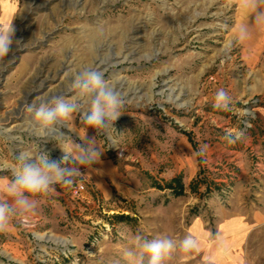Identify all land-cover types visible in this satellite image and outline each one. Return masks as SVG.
Masks as SVG:
<instances>
[{
    "label": "rangeland",
    "instance_id": "1",
    "mask_svg": "<svg viewBox=\"0 0 264 264\" xmlns=\"http://www.w3.org/2000/svg\"><path fill=\"white\" fill-rule=\"evenodd\" d=\"M238 10L234 0H0V30L14 29L15 40L0 58V161L20 151L62 157L27 106L71 99L83 69L124 99L117 147L97 136L98 162L34 197L0 232V264H139L126 255L139 253L137 235L174 241L162 264H264V74L244 52L260 42L236 40ZM221 88L230 111L213 108ZM82 114L59 128L73 146L96 135ZM237 131L244 136L229 143ZM188 235L199 251H180Z\"/></svg>",
    "mask_w": 264,
    "mask_h": 264
},
{
    "label": "clouds",
    "instance_id": "2",
    "mask_svg": "<svg viewBox=\"0 0 264 264\" xmlns=\"http://www.w3.org/2000/svg\"><path fill=\"white\" fill-rule=\"evenodd\" d=\"M241 3L251 11L257 25H264V0H241ZM249 34L248 27L241 26L236 40L243 42ZM14 42V29L0 30V58L10 53ZM71 87L75 92L71 99L56 96L27 106L38 128L59 141L57 145L62 157L50 161L42 151L38 155L20 151L14 155L12 163L0 161V169L11 174L10 178L0 177V232L7 231L13 218L24 217L35 208L34 197L54 193L56 185L70 186L74 177L81 174L78 166L98 162L103 152L97 145V136L105 137L111 148L117 147L119 135L114 124L123 114L121 109L124 99L121 94L108 85L100 71L92 68L78 72ZM230 101L228 93L221 88L215 94L213 108L230 111ZM81 110L82 123L86 128L94 129L96 135L85 140L84 144L73 146L67 137L59 133V128L68 126V122L73 120V114ZM246 127H250L247 122ZM243 136V131L228 133V142L235 143ZM200 153L203 154V149ZM134 240L133 248H138L139 253L129 249L126 255H138L139 264H144L145 257L147 264H162L176 248L171 238L163 236L148 240L137 235ZM179 249L183 253L199 251V241L188 235L180 242Z\"/></svg>",
    "mask_w": 264,
    "mask_h": 264
},
{
    "label": "crops",
    "instance_id": "3",
    "mask_svg": "<svg viewBox=\"0 0 264 264\" xmlns=\"http://www.w3.org/2000/svg\"><path fill=\"white\" fill-rule=\"evenodd\" d=\"M235 3L238 5V24L236 27V31L238 32L239 28L241 26H247L249 29V37L244 41H258L260 43H252V44H246L244 45V52L249 57L248 58V64L251 66H257L262 62V65L264 66V62L261 61L262 54L259 53L260 50L264 48V32L260 31L261 27L264 25H257L254 22L253 14L251 11L243 6L241 3V0H234ZM259 61V63H258ZM261 66V65H260ZM259 70V73L264 74V68ZM264 76V75H263ZM264 80V79H263ZM264 87V83L262 84ZM100 175L95 172V178L100 177L101 180L104 179V176L109 173V170L104 167L103 165H100ZM108 176V175H107ZM126 187V185H125ZM236 217V216H235ZM230 233L234 235H238L243 232L242 224H240V221L237 218H234L230 222Z\"/></svg>",
    "mask_w": 264,
    "mask_h": 264
},
{
    "label": "trees",
    "instance_id": "4",
    "mask_svg": "<svg viewBox=\"0 0 264 264\" xmlns=\"http://www.w3.org/2000/svg\"><path fill=\"white\" fill-rule=\"evenodd\" d=\"M175 181L177 183H179L178 178ZM169 189H171L173 191L175 197H180V196H183L184 195V189H183V187L181 185L174 186V187H173V185H171L169 187Z\"/></svg>",
    "mask_w": 264,
    "mask_h": 264
},
{
    "label": "bare ground",
    "instance_id": "5",
    "mask_svg": "<svg viewBox=\"0 0 264 264\" xmlns=\"http://www.w3.org/2000/svg\"><path fill=\"white\" fill-rule=\"evenodd\" d=\"M100 65V64H99ZM102 66V65H101ZM57 242H59V243H61V244H65V242L64 241H60V240H56Z\"/></svg>",
    "mask_w": 264,
    "mask_h": 264
}]
</instances>
